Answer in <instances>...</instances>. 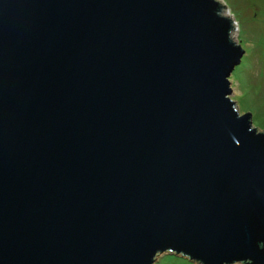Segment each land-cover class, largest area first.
Masks as SVG:
<instances>
[{
  "label": "water",
  "instance_id": "obj_1",
  "mask_svg": "<svg viewBox=\"0 0 264 264\" xmlns=\"http://www.w3.org/2000/svg\"><path fill=\"white\" fill-rule=\"evenodd\" d=\"M218 0H0V264H264V130Z\"/></svg>",
  "mask_w": 264,
  "mask_h": 264
},
{
  "label": "rangeland",
  "instance_id": "obj_2",
  "mask_svg": "<svg viewBox=\"0 0 264 264\" xmlns=\"http://www.w3.org/2000/svg\"><path fill=\"white\" fill-rule=\"evenodd\" d=\"M232 20L230 36L244 49L231 69L230 93L238 112L250 113L251 124L264 130V0H218ZM152 264H200L186 256L163 251ZM230 264H242L239 261Z\"/></svg>",
  "mask_w": 264,
  "mask_h": 264
},
{
  "label": "bare ground",
  "instance_id": "obj_3",
  "mask_svg": "<svg viewBox=\"0 0 264 264\" xmlns=\"http://www.w3.org/2000/svg\"><path fill=\"white\" fill-rule=\"evenodd\" d=\"M223 13H226V12L223 11ZM227 15H228V14H227ZM228 16H229V15H228Z\"/></svg>",
  "mask_w": 264,
  "mask_h": 264
}]
</instances>
